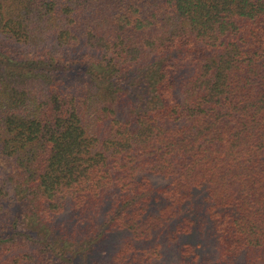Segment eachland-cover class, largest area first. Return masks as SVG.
Wrapping results in <instances>:
<instances>
[{"label":"trees","instance_id":"16d2710c","mask_svg":"<svg viewBox=\"0 0 264 264\" xmlns=\"http://www.w3.org/2000/svg\"><path fill=\"white\" fill-rule=\"evenodd\" d=\"M57 241L264 264V0H0V264Z\"/></svg>","mask_w":264,"mask_h":264},{"label":"rangeland","instance_id":"374dc122","mask_svg":"<svg viewBox=\"0 0 264 264\" xmlns=\"http://www.w3.org/2000/svg\"><path fill=\"white\" fill-rule=\"evenodd\" d=\"M37 232L41 233L39 230H37ZM39 235V234H38ZM34 237H37L36 234H34ZM43 237L41 234L39 236V238ZM121 237H118V238H115L114 240H120ZM32 246H30L31 249L35 248V245L36 243H32L31 244ZM84 247V244H78V245H75L73 246L72 244L70 243H66V242H60V241H57V245H56V248L58 250H63L64 251V255L65 257H63L61 260H58L59 263L57 262V264H69V262H72L74 264H82L84 261L83 259V255H81L80 253H78L80 251L81 248ZM56 249V250H57ZM57 252V251H56ZM173 252H170L169 253V258H172L170 259V261H173L174 259V256H173Z\"/></svg>","mask_w":264,"mask_h":264}]
</instances>
